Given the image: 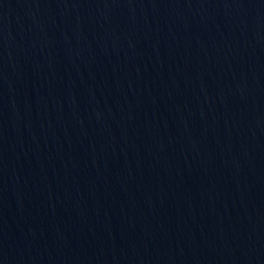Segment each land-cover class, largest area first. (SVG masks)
<instances>
[{
	"label": "water",
	"instance_id": "95a60500",
	"mask_svg": "<svg viewBox=\"0 0 264 264\" xmlns=\"http://www.w3.org/2000/svg\"><path fill=\"white\" fill-rule=\"evenodd\" d=\"M0 264H264V0H0Z\"/></svg>",
	"mask_w": 264,
	"mask_h": 264
}]
</instances>
